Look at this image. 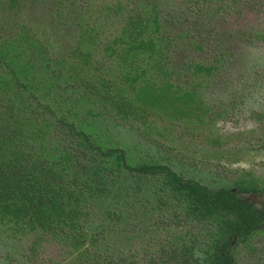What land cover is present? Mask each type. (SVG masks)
Here are the masks:
<instances>
[{
	"label": "rangeland",
	"instance_id": "rangeland-1",
	"mask_svg": "<svg viewBox=\"0 0 264 264\" xmlns=\"http://www.w3.org/2000/svg\"><path fill=\"white\" fill-rule=\"evenodd\" d=\"M9 2L0 0V21L3 22L0 29L7 31L1 37L23 33L27 28L37 43L28 37L21 41H32L44 47L51 59H64L66 68L76 66L82 70L80 81L70 83L72 78L65 84L57 81L47 97H41L40 91H36L38 99L21 104L22 111L13 104L11 108L4 106L11 98L0 95L1 114L9 112L24 119L28 126L42 120L51 122L41 140L28 136V146L65 144V127L54 123V116L58 114L64 115L68 122L92 123L89 128L93 126L95 138L102 139L106 145L116 142L132 162L145 160L147 153L158 158L153 154L155 150L160 156L165 152L173 170L183 171L189 179L213 189L230 187L242 170L256 166V171L261 172L260 167L254 165L257 162L253 148L260 136H264V128L257 129L254 122V111L264 109V0H16L18 10L11 9ZM144 5L155 8L160 19V34L173 41L176 49L171 54L172 62L176 57L179 64L187 55L206 64L214 63L213 71L201 82L194 76L188 79L195 96L200 95V120L191 115L173 118L168 112L157 118L156 112L150 116L142 112L147 118L142 124L132 113H116L111 102H98L95 90L90 89L103 79L117 75L119 47H115L111 55L105 53V46L119 33L123 17ZM90 25L96 35L89 36L82 31ZM17 49L20 51L21 47ZM83 49L90 50L87 59L73 58L72 54ZM153 60L148 58L146 65L143 64L148 69L146 72L156 83L163 82V76L154 75ZM87 75L90 77L83 81ZM177 81L183 82V78ZM115 84L118 85L117 81ZM122 93L125 99L134 98L127 90ZM70 97L75 98L74 104ZM37 101L40 109L37 106L38 111L32 115ZM134 102L139 101L134 99ZM41 103L53 114L41 107ZM100 109L102 112L96 114ZM87 110L92 114H85ZM151 127H154L153 132ZM71 152L75 159L68 173L73 176L80 171L76 159L85 164L89 161L80 151L72 148ZM132 172L119 174L124 179L120 189L123 195L117 200L112 199L109 192L103 200H90L87 204L83 227L89 234L100 236L92 249L82 252V258L96 257L102 264H167L165 251L177 247L182 240L190 242L193 238L197 241L188 264H204L200 238L206 236L208 224L200 225L202 223L186 215L184 203L163 207L158 201L150 204L138 201L136 195L129 192L130 187H141L144 197L150 194L156 199V194L148 192V187L154 192L156 186L152 179L143 175L138 179L133 176L135 172L130 175ZM87 174L86 170L79 177L83 179ZM114 182L112 179L110 189L118 183L114 185ZM108 210L121 211L123 219L112 220L107 215ZM149 218L162 222L153 228L148 224ZM144 226L153 230L146 231ZM255 241V244H239L232 250L234 264H264V234L252 242ZM79 258L68 246L48 236L35 242L32 237H0V264H84Z\"/></svg>",
	"mask_w": 264,
	"mask_h": 264
},
{
	"label": "trees",
	"instance_id": "trees-1",
	"mask_svg": "<svg viewBox=\"0 0 264 264\" xmlns=\"http://www.w3.org/2000/svg\"><path fill=\"white\" fill-rule=\"evenodd\" d=\"M9 1L11 9L18 10L16 0ZM123 18L119 33L106 44L105 53L112 55L114 48L119 47L117 75L118 77L123 75V82L128 81L132 86L120 85V93H117L113 83L117 77L103 79L99 85L90 88L92 91L95 90L97 101L104 104L106 101L111 102L116 113H132L142 120V124L147 120L142 112L149 116L156 112L157 118L167 112L168 116L173 118L196 114L199 107L192 99L191 89L183 90V84L178 81L156 83L151 77L144 76L148 69L139 65L138 60L146 62V59L150 58L154 59L151 66L161 68L162 59L176 49L172 39L160 34V19L155 8L144 5L135 11H129ZM82 31L89 36L96 35L91 25L83 27ZM6 33L5 28L0 29V95L11 98L4 106L11 108L13 104L18 111H22L21 104L38 99L36 91H40L41 97H47L57 81L65 84L71 78L70 83L82 79V70L76 66L66 68L64 59H51L44 47L33 43L32 41L36 43L37 41L27 28L23 33L1 37ZM83 36V34L80 36L79 43L82 42ZM25 37L32 41L20 40ZM16 45L21 47L20 51ZM72 56L84 60L90 56V50H79ZM183 62L187 63L186 67L189 73H192L191 76H197L199 69L204 68L194 63L193 58L188 57L187 62ZM133 63L135 67H132ZM131 67L133 69L129 70ZM177 73L178 71H173L174 75ZM89 77L87 75L83 81ZM139 79L142 81L137 84ZM122 86L131 90L133 99H125L121 91L125 89L121 88ZM134 99L139 102H134ZM70 100L72 104L76 101L73 97H70ZM37 106L40 109L39 102L32 109V115L38 111ZM41 107H46L50 114H53L46 104H42ZM69 111L67 110L68 114ZM101 112L100 109L96 114ZM85 114L91 115L92 111L87 110ZM56 122L65 127L67 132L65 144L47 147L41 142L42 144L38 146H28V136L41 140L42 135L50 128L51 122L42 120L40 123L37 122L38 124L28 126L24 119L20 120L9 112L5 114L0 112V227H9L12 234L31 236L34 242L48 236L81 255L83 251L93 248L100 236L89 234L83 227L82 221L87 217V204L90 200H103L107 197L111 189H108L104 178L108 174L116 173L118 177L121 174L119 172L132 170L135 174L132 172L130 175L134 174L133 176L138 179L142 174L147 179L162 178L160 184L164 187L163 190L166 192L168 190L170 195L176 198L181 197L192 212H200V217L204 215L205 218L210 217L217 221L216 213L233 209L231 207L233 199L228 190L219 189L206 195V190L203 192L202 186L196 185L192 180L184 184L175 173L166 169L155 158H153L155 161L150 159L147 162L145 160L132 162L126 158V154L116 142L106 145L102 139L95 138L93 126L89 128L92 123L68 122L64 115L55 114L54 123ZM151 128L153 132L154 127ZM74 145L84 148L81 153L83 157H87L89 163L85 164L82 160L76 159L80 171L70 176L68 170L75 159L71 152ZM86 170L88 174L81 179L79 177L81 172ZM156 173L162 176L154 177ZM116 176L113 175L115 178ZM245 188L247 187L241 189ZM107 215L112 217V220L123 219L121 211L108 210ZM226 231H229L227 227L221 228V225L217 227L218 235ZM217 234H213V240L217 238ZM86 241L88 242L85 244ZM222 245L229 246V239ZM190 251L191 246L184 242L177 247L172 246L166 251V263L168 264L174 257L176 264H185L191 256ZM179 253H185V257ZM84 264L102 262L92 257L84 258ZM207 264H230V260L226 256L221 258L217 252L210 256Z\"/></svg>",
	"mask_w": 264,
	"mask_h": 264
},
{
	"label": "flooded vegetation",
	"instance_id": "flooded-vegetation-1",
	"mask_svg": "<svg viewBox=\"0 0 264 264\" xmlns=\"http://www.w3.org/2000/svg\"><path fill=\"white\" fill-rule=\"evenodd\" d=\"M184 56H185V58H182L180 60L179 64H178V62H179L178 59H175L176 57L173 59L174 62L171 61V58H172L171 55L164 57L162 59V64L160 65L161 68H153L154 75L158 74L160 76V78H161V76H163L164 77L163 82H177L178 79L183 78V82H180V81H178V82H180V84H183V90L184 89L185 90L191 89V92L193 93L192 99L195 100V102L197 103V106L199 107V110L197 111V113L192 114L191 116H193V117L196 116L198 118V120H200V106H201L200 105V95H198L196 97L195 96L196 93L189 86L188 79H189V77H191L192 73H189V70L186 67L187 63L185 64L183 62V61L187 62L189 56H187V55H184ZM217 60H218V58L215 59V62H217ZM128 61L132 62V60H128ZM138 62H139L140 67L145 69L143 64H145L146 62L141 61V60H138ZM194 63L198 64L200 67H204L203 69H199L197 76L196 75L194 76V77L200 78V82L202 81V79L206 75H208L214 69V67H213L214 63L206 64V63H203L199 60L198 61L194 60ZM118 67H119V64H118ZM132 67H135L134 63L132 64ZM132 67L129 70H132L133 69ZM159 70H160V72H159ZM173 71L174 72L178 71L177 75H174ZM145 73L146 74L144 76L149 77L147 72H145ZM169 74H171V75H169ZM122 76L123 75L118 77V75H116V77L118 79V80H116L118 85L115 84L116 81L113 82L115 85L114 87L116 88L115 91L117 93H120V89H119L120 85L132 86V84L130 82L128 83V81H125L126 83L123 82L124 76L123 77ZM138 83H140L139 80L137 81V84ZM121 88H124L125 90H127L125 86H122ZM127 91L129 92L128 94H132L131 90L130 91L127 90ZM112 106L115 107L114 105H112ZM252 109H253V106H252ZM254 112H255L256 116H258V118L256 116L254 118V122L257 124V129L264 128V109L261 111L259 109H256V111H254ZM188 117L189 116H186L183 118H188ZM249 117H251V115H249ZM241 118H243V117H241ZM260 137H261V139L257 145H254L253 151H254V155H256L255 161L257 162L254 165H257L258 167H260L259 169H261V172L256 171V169L254 168L256 166H254V165H253L254 167L248 168L247 171H245L246 173L242 170L239 173L240 175H236L237 177H235L233 179L232 185L230 187L226 186V187H220V188L213 189V188H210L207 185L201 183L200 181H195L193 179H189L187 177V175L185 174V172L175 171L172 169L171 165H168V162L170 161V157L168 155H166L167 153H165V152H164L163 156H160L161 154H159L158 151L155 150L153 152V154L154 153L157 154L158 158L151 156L152 153H147L145 155L146 156V159H145L146 162L149 161L150 159L155 158L157 161H160L161 165L166 167V169H169L170 171L175 173V175L178 176L182 180L183 183L188 181V180L189 181L192 180L193 182H195L196 185L202 186L203 192L206 190L205 191L206 195L211 191H216L219 189L228 190L231 193V198L233 199L232 206H231L233 209L228 210V211H227V209H225V210H222L221 213H219V212L216 213L217 221H215V220L213 221V219L210 217L205 218L204 215H202L200 217V212L199 211H195V212L193 211L192 212L191 211L192 209L188 206L187 202L185 203V201H183V199L181 197L176 198V197H174V195H170L168 190H167V192L164 191L163 190L164 187L161 186V184H160V181L162 178H159V180H155V178H152V180L156 186V188H153L154 192L151 191L152 190L151 187H148L149 193H152V195H154V194L157 195L156 199H153L150 194H149V196L145 195V197H144V194L140 193V192H142L141 187L140 188L139 187H136V188L130 187L129 192L132 194V196L136 195L138 201L143 202L144 204H150V203L155 202V201H158V204L159 205L162 204L163 207L168 206V205H182V203L186 204V213H187L186 215H190L191 218L194 219L196 222L206 223L210 227L206 231V236L203 237V239L200 238V242H201L200 243V252L202 255L201 262H204V264H207V261L209 260L210 256L213 255L214 253L218 252L220 254L221 258L226 256V258L230 260V264H234L233 254L231 253L232 250H234V248L236 246H238L239 244H242V243L243 244H255V243H257V241H255V242H252V241L257 240L258 238H260L262 236V234H264V207H261V209L259 207V204H264V136L261 135ZM77 148L78 147L75 145L74 150H77L78 152L79 151L82 152L84 150V148L82 146H80L78 149ZM122 150L124 153H126L124 149H122ZM126 172H128V171H125L123 173H126ZM119 173H122V172H119ZM115 174L116 173L108 174L106 176L108 178V181H105V183H106L108 189L110 190L109 187H112L111 186L112 179L115 180L114 185L116 182H118L116 184V186L114 187V189L111 188V191H110L112 199L117 200L120 196L123 195L120 192V189L122 188L121 184L123 183L124 179H122L120 176L117 177ZM113 175L116 176V178L113 177ZM157 176H162V175L160 173L154 174V177H157ZM141 180H143V177ZM242 187H247V188L241 189ZM142 190H144V189H142ZM127 193H128V191H127ZM116 195H120V196L117 197ZM125 199H127V198H125ZM117 212H119V211H117ZM142 219H144V218H142ZM148 221H149L148 224H152L153 228H157L159 226V224L162 222V221H160V222L154 221L152 218H149ZM203 223L200 225H203ZM218 223H219V225H218ZM220 225H221V228L227 227L229 229V231H226L223 234L218 235L217 234V227ZM146 228L144 226V229L146 231L153 230V228H148V227H146ZM246 229H249V230L247 232H245ZM213 234L214 235L217 234V238L214 240H213V238H214ZM16 235L17 236H23V237H31V236L23 235V234L20 235L18 233L12 234L9 227H0V237L16 236ZM226 239H229V246L223 247L222 244ZM196 241L197 240H195L193 238L190 242H188V241L184 242L182 240V242L191 246V251H190L191 256L188 258V260L186 261L185 264H188L191 261L190 259H192V255H193L192 252L194 250ZM70 250L75 255L80 257L79 259L84 261V258H82L83 254L78 255L77 251H75L73 249H70ZM89 250L90 249H88L86 251H89ZM162 251H164V249ZM179 254L182 255V257H185V253H183V254L179 253ZM81 260H80V262H81ZM165 262H166V260H165ZM175 262L177 263L176 259L173 257L171 259L170 264H176ZM81 264H82V262H81ZM179 264H184V263H179Z\"/></svg>",
	"mask_w": 264,
	"mask_h": 264
}]
</instances>
